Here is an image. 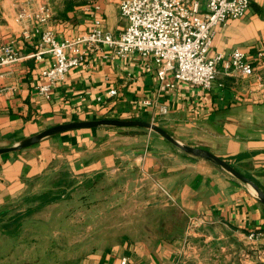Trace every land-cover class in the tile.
<instances>
[{
	"label": "crops",
	"instance_id": "obj_1",
	"mask_svg": "<svg viewBox=\"0 0 264 264\" xmlns=\"http://www.w3.org/2000/svg\"><path fill=\"white\" fill-rule=\"evenodd\" d=\"M64 1L41 22L43 0L24 6L23 17L22 1L0 0V39L21 55L2 68L0 147L77 120L141 119L217 155L264 191V66L243 76L222 62L210 89L172 76L168 87L151 58L102 45L47 97L39 86L49 83L42 70L52 55L33 56L42 31L63 39L95 27L118 36L126 27L120 0H73L65 14ZM237 48L255 64L264 60V0L215 27L209 56L226 61ZM252 231L263 233L253 245ZM215 243L226 263L264 264V204L251 185L154 131L71 130L0 155V264H204L196 253ZM243 244L256 255L245 260Z\"/></svg>",
	"mask_w": 264,
	"mask_h": 264
},
{
	"label": "built area",
	"instance_id": "obj_2",
	"mask_svg": "<svg viewBox=\"0 0 264 264\" xmlns=\"http://www.w3.org/2000/svg\"><path fill=\"white\" fill-rule=\"evenodd\" d=\"M250 3L251 0H207L205 10H202L200 0H120V14L126 20V27L118 36L95 27L83 35L59 39L54 31L45 29L33 56L42 59L48 52L52 55V63L42 70L49 83L40 85L39 91L48 97L53 84L63 80L89 51L102 45L120 56L139 53L151 58L156 64L157 76L168 87L176 85L168 81L172 76L175 81L210 89L222 62L226 73L253 75L257 64L264 66V60L255 64L239 48L234 49L226 61L221 53L209 56L215 27L244 16ZM36 15L39 21L45 22L52 15V8L41 3ZM23 16L26 13L21 14ZM24 35L30 37L28 31H24ZM20 57L14 41L0 39V79L4 76L2 68ZM110 94L116 95L117 90L112 89ZM247 237L253 245L263 233L252 231ZM251 250L248 247L243 251L245 260L252 258ZM257 257L264 262L262 254Z\"/></svg>",
	"mask_w": 264,
	"mask_h": 264
},
{
	"label": "water",
	"instance_id": "obj_3",
	"mask_svg": "<svg viewBox=\"0 0 264 264\" xmlns=\"http://www.w3.org/2000/svg\"><path fill=\"white\" fill-rule=\"evenodd\" d=\"M100 127H139V128H145V129L154 131L160 134L162 137H164L168 141H170L171 143H173L174 145H176L177 147H179L180 149H182L183 151L191 155L207 159L211 161L212 163L222 167L223 169L231 173L233 176H235L237 179H239L243 183L251 185L255 193L257 194V197L259 198V200L264 204V191L254 181H252L249 177H247L245 174H243L233 165L229 164L227 161L211 153L210 151H207L201 148H195L187 144L181 143L173 135H171L168 131H166L162 127L152 122L141 120V119H124V118L106 117V118L95 119V120H77V121L62 123L59 125L49 127L34 136L25 138L15 145H12L9 147H0V155L23 149L25 147L39 143L45 138H48V137H51L57 134H61L67 131L78 130V129L100 128Z\"/></svg>",
	"mask_w": 264,
	"mask_h": 264
},
{
	"label": "rangeland",
	"instance_id": "obj_4",
	"mask_svg": "<svg viewBox=\"0 0 264 264\" xmlns=\"http://www.w3.org/2000/svg\"><path fill=\"white\" fill-rule=\"evenodd\" d=\"M20 1L23 2V5L20 6L21 8L19 10V12L21 14L26 13V9L27 8H25V7L27 5H29V4H37V3L39 5L38 0H20ZM62 1H64V0H62ZM43 3L48 4L52 8V10L53 9H58L59 6L62 4L61 3V0H46L45 2L43 0ZM130 131H137V132H139L140 130H130ZM58 200L59 199H56L55 201H58ZM59 205H61V203L60 204H58V203H54L53 204V206L55 208H57ZM62 205L63 206L66 205L68 207V205L66 203L65 204H62ZM52 216L54 218V222L53 223L55 225H57L58 222L56 220L58 218V214L56 213V215H52ZM210 245H212V246L207 247V249H205L203 252L201 250L200 251L198 250L199 252L196 253L197 256H201V258H202V255H204L208 259L207 263H204V264H228L229 261H228V263H226L225 258H224V255L225 254L224 253H221V251H220L221 248L219 247V245L217 243L210 244ZM249 246H250V244H246V245L243 244V246L241 248H243L244 251H247ZM249 250H250V248H249ZM251 252H252L251 253L252 256H255L256 255L255 253H253L252 250H251ZM231 253L233 254V251L232 250H229L226 255H229ZM242 255H243V252H242ZM236 258H238V260H240L241 256L240 255H239V257L236 256ZM190 264H193V263H190ZM194 264H197V263H194Z\"/></svg>",
	"mask_w": 264,
	"mask_h": 264
},
{
	"label": "trees",
	"instance_id": "obj_5",
	"mask_svg": "<svg viewBox=\"0 0 264 264\" xmlns=\"http://www.w3.org/2000/svg\"><path fill=\"white\" fill-rule=\"evenodd\" d=\"M74 3H75V1H73V0H65L63 13L65 14L68 10H70L74 6Z\"/></svg>",
	"mask_w": 264,
	"mask_h": 264
}]
</instances>
